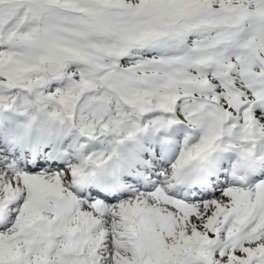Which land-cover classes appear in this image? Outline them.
I'll list each match as a JSON object with an SVG mask.
<instances>
[{
  "label": "snow or ice",
  "instance_id": "snow-or-ice-1",
  "mask_svg": "<svg viewBox=\"0 0 264 264\" xmlns=\"http://www.w3.org/2000/svg\"><path fill=\"white\" fill-rule=\"evenodd\" d=\"M0 264H264V0H0Z\"/></svg>",
  "mask_w": 264,
  "mask_h": 264
}]
</instances>
